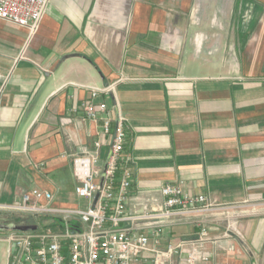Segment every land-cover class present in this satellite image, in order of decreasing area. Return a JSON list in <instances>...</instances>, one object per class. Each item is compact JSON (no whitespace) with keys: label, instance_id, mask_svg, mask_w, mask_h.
Returning <instances> with one entry per match:
<instances>
[{"label":"crops","instance_id":"crops-1","mask_svg":"<svg viewBox=\"0 0 264 264\" xmlns=\"http://www.w3.org/2000/svg\"><path fill=\"white\" fill-rule=\"evenodd\" d=\"M113 83L98 101L127 118L129 211L168 184L205 195L166 230L177 263L195 248L194 264H264V0H50L34 32L0 18L1 204L35 188L89 204L74 158L104 169L112 135L80 106ZM17 224H0V264Z\"/></svg>","mask_w":264,"mask_h":264},{"label":"built area","instance_id":"built-area-1","mask_svg":"<svg viewBox=\"0 0 264 264\" xmlns=\"http://www.w3.org/2000/svg\"><path fill=\"white\" fill-rule=\"evenodd\" d=\"M49 2L0 0V18L34 32ZM115 85L93 89L80 106L88 118L102 119L103 133L112 135L104 169L97 153L74 158L76 194L89 204L85 208L55 206L53 193L39 188L24 192L13 204L0 203L2 212L36 219L12 229L7 264H179L175 259L183 253V245L164 246L166 230L175 219L209 209L211 204L205 195L185 193L168 184L162 188L165 201L160 207L129 211L134 174L131 159L124 155L127 118L119 114L115 119L114 106L98 101L114 94ZM205 233L202 228L201 235ZM185 256L187 264L198 258L195 248Z\"/></svg>","mask_w":264,"mask_h":264},{"label":"rangeland","instance_id":"rangeland-1","mask_svg":"<svg viewBox=\"0 0 264 264\" xmlns=\"http://www.w3.org/2000/svg\"><path fill=\"white\" fill-rule=\"evenodd\" d=\"M12 217H18V216L13 213L9 214L7 212L0 211V224H4L5 226L11 225L10 219ZM18 218H21L22 220L25 221L27 217L24 216Z\"/></svg>","mask_w":264,"mask_h":264},{"label":"trees","instance_id":"trees-1","mask_svg":"<svg viewBox=\"0 0 264 264\" xmlns=\"http://www.w3.org/2000/svg\"><path fill=\"white\" fill-rule=\"evenodd\" d=\"M36 219L34 217H27L26 220H22L21 218H18V217H12L10 219V222H15V223H32V222H35Z\"/></svg>","mask_w":264,"mask_h":264},{"label":"water","instance_id":"water-1","mask_svg":"<svg viewBox=\"0 0 264 264\" xmlns=\"http://www.w3.org/2000/svg\"><path fill=\"white\" fill-rule=\"evenodd\" d=\"M19 228H20V226H19Z\"/></svg>","mask_w":264,"mask_h":264}]
</instances>
